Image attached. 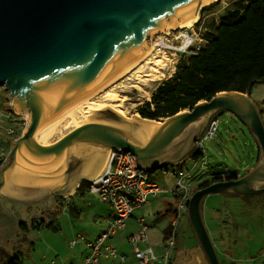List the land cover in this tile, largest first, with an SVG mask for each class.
<instances>
[{
	"label": "water",
	"instance_id": "water-1",
	"mask_svg": "<svg viewBox=\"0 0 264 264\" xmlns=\"http://www.w3.org/2000/svg\"><path fill=\"white\" fill-rule=\"evenodd\" d=\"M219 1L0 0V86L10 92L14 110L30 114L26 129L14 140L0 166V199L27 206L25 211L34 218L39 204L55 194L67 193L84 178L79 161L71 154L76 146L129 150L149 172L175 165L177 162L170 156L187 143L196 142V137H191L203 128L206 118L218 111L229 112L256 139L259 162L240 177L216 181L194 191L188 208L189 219L210 263L222 264L204 220L203 199L217 193H264V122L250 93L220 92L169 116L153 131L150 127L155 120L129 118L108 108L96 113L99 118L76 126L51 142L36 138L40 125L77 104L146 52L155 34L165 33L171 26V30L179 29L173 25L193 14L200 13L201 20L203 13ZM66 156V166L58 167L57 162ZM25 166L36 171L25 173L31 183L37 177L50 182L66 178L39 197L6 192L7 185L22 191L41 188L12 184L19 168Z\"/></svg>",
	"mask_w": 264,
	"mask_h": 264
},
{
	"label": "crops",
	"instance_id": "crops-1",
	"mask_svg": "<svg viewBox=\"0 0 264 264\" xmlns=\"http://www.w3.org/2000/svg\"><path fill=\"white\" fill-rule=\"evenodd\" d=\"M229 5L230 3L228 2L225 7ZM204 14L205 13H203L202 16L203 19L201 18L203 23L205 18L208 17ZM220 16L221 15H219V18ZM175 70L176 66L169 76H171ZM208 124H204L203 128L195 131L194 136L191 138L196 137L195 139L198 140L207 130L209 126ZM109 151L110 149L102 147H74L71 150V154L79 161L81 166L80 170L83 172L84 178L77 186H74L67 193L55 194L47 201L39 204L37 206L39 208L36 211L37 213L34 218H30L29 213L25 211L28 208L27 206L17 205L0 199V264H5L12 258H18L21 253L29 254V252L36 246V240H34L33 232L46 227L55 229L54 220L59 217L60 212L65 210L66 205L70 206L76 215L80 214L78 207L72 206L74 198L85 196L86 190L90 191V189L78 191V188L80 187L82 181L87 180L91 183V181L104 170ZM196 152V142H191L190 144L187 143L182 147V149L175 150V152L170 156L171 159L177 162V164L169 165H171V167L184 168V163H186L189 157H195ZM259 159L260 148L256 141V147H252L251 149V159L248 161L246 171L247 169H253L259 162ZM67 163L68 158L66 156L57 162V166H66ZM43 168L44 167H41L40 170H45ZM30 170L35 171V169L26 168V166L24 168H19V174L15 175L12 184L19 185L21 187L40 186V189L22 191V189H14L12 185H7L5 191L20 197H39L46 195L50 186L59 185L63 183L66 178L65 176L58 177L56 180L50 182L37 177L34 183H31L25 176L26 171L28 172ZM151 172L152 171L149 173ZM155 172H152L154 173L152 176L154 179L156 176ZM222 174L225 176L227 172ZM227 175L240 177L244 174L240 175L239 173L232 172ZM172 190L162 192L158 196L152 198L149 203L137 208L134 211L133 216L128 220L126 228L107 241L109 245L113 246L117 250L118 255L116 257L111 255L103 256L101 258L102 264H160L159 260L142 263L136 257L135 248L130 244L128 237L139 231L142 228L144 221L147 223L149 218L152 219L155 217L157 222L160 224L158 229L159 236L157 237L154 232H152L149 224L147 223L149 241L158 255L161 256L165 252L169 228L174 219L172 211L176 210L175 201H172L170 194H173L175 198H177V195ZM228 196H236L241 199L240 201L242 203L240 201L237 202L248 208L249 214L247 215V211L236 214L229 208L227 215L218 212L219 209H221V207L228 202ZM109 206L102 204L101 206H94L92 209L96 219L100 218L103 223V225L97 227L96 230L98 234L96 236L101 234L108 227V218L113 213V209ZM202 210L205 223L210 234L212 233L211 237L216 246L222 264H255L259 257L254 254L256 253V246L253 241H256L258 236H264V193L244 196L228 193H217L215 196L213 194L208 195L203 199ZM185 216H189L188 213ZM142 219H144V221H142ZM23 225L28 226L27 230H24ZM79 236L84 237L82 235ZM96 236L84 238L93 239ZM241 237L247 238L242 239ZM241 240L249 241V244L245 245L241 242ZM250 242H252V247L250 246ZM69 246L73 248V251L70 256H67L68 261L64 264H83L85 257L89 253V249L85 241L82 238H79L77 239L75 245H72L71 242ZM140 246L144 248L146 247V243L141 242ZM249 248L251 249V252H253V255L250 254L247 256L245 250ZM63 253L64 251L62 252V250L56 251V254L59 256H62ZM31 256L33 257L34 254L32 253ZM48 256L49 254L45 258H48ZM122 256H125L124 260L122 259ZM34 260H36L35 257ZM51 264H57V260H51ZM170 264H211L192 225L191 227L189 226L188 232H185L184 230L178 231L177 243L174 247V251L171 252Z\"/></svg>",
	"mask_w": 264,
	"mask_h": 264
},
{
	"label": "rangeland",
	"instance_id": "rangeland-1",
	"mask_svg": "<svg viewBox=\"0 0 264 264\" xmlns=\"http://www.w3.org/2000/svg\"><path fill=\"white\" fill-rule=\"evenodd\" d=\"M232 1L233 0H222L221 3L217 4L210 10L208 9L205 11L204 15L208 17L205 18L204 23L203 20H200L198 22V26L195 24L194 29L196 40L190 46V48L196 49L204 44L205 41L203 38V32L205 31L208 23H210L212 20L218 21L219 15H222L225 12V5L228 2L231 3ZM188 28L189 27L171 30L169 34L171 37L165 36L166 41H168L170 44L175 43L180 45L181 43L176 41L177 38H175L174 35L175 33ZM163 33L164 32H159L155 34L152 39V42L155 44V49L151 55V60L156 61L157 59H161L164 56L166 57L164 58V62H162V64L159 66L161 72L158 74V76H147L140 73V75L143 76L138 77V73H135V71L142 68L139 67L133 72L132 76L129 75L130 78L122 77L118 81L107 86L103 91L90 99V104H94V106L96 105L99 107V109H97V113L106 112L108 108H112L117 112V109L121 110L122 114L129 118L143 117L139 112V106L146 100L151 99V96L158 85L164 79L168 78L173 72L176 63L181 56V51L176 52L175 50L169 51L170 49H160L161 47L158 46V37ZM165 33L168 34L166 31ZM169 38L173 43L169 41ZM145 64L146 63L144 62L142 65ZM152 65L153 63L150 66ZM143 70L152 73L147 64L141 69V71ZM112 95H115V97H112ZM251 97L258 105L264 122V82H259L253 87L251 91ZM88 109L90 108L85 107L84 110L77 111L74 114V119L67 117L60 119L56 124H53L52 126L55 129L47 138H45V141L51 142L61 137L69 130L76 127L78 123L80 124L99 118L98 114L100 113H89ZM88 117H93V119L87 120ZM211 119H213V115H211L208 119L206 118L207 121L205 120V124L207 125L210 123ZM164 120L165 119H160L155 121L163 123ZM28 122L29 116L27 113L14 110L13 106H11L10 92L6 87L0 86V159L3 160L1 165L7 159L14 140L23 134ZM16 125H23L22 127L24 128L22 133L18 136V132L16 131L14 135H9L8 129L12 128L16 130ZM204 147V155L200 160L199 166L195 169L193 177L191 178L194 190L197 188L201 180L210 175H216L224 172H227V174H231L232 172L239 173L240 175L245 174L247 168L246 166L248 161L251 159V149L252 147H256V139L253 138L250 130L238 119V117L232 113L224 112L223 114L219 115V125L216 134L212 138L204 141ZM168 165L169 164L166 166ZM194 165L195 158L191 156L187 159L186 163H184L183 167L189 170L192 169ZM168 168H170V171L172 172L171 165H169ZM155 175V180L162 188H166L167 190H172L174 188L177 177H175L172 173L165 174L162 168H159L155 172ZM85 194V196L74 198V203L72 206L78 207L80 210L79 215H76L72 208L66 205L65 210L60 212L59 217L54 220L56 227L55 229L46 227L33 232L34 240H36V246L29 252V254H20V256L17 258L20 264H51V260H57V264H64L68 261L67 256H70L71 252L73 251V248L69 246L73 239L76 238L75 240L77 241V239L81 238L79 235L84 237H92L98 234L96 229L98 226L103 225V223L101 222L100 218L96 219L92 209L97 205L101 206L102 204H105L109 206L110 204L89 190H86ZM213 195L215 196L216 194ZM170 198L172 201H175L177 206L178 199L175 198L173 194H170ZM240 200L241 199L236 196H228V202L222 206L218 212L227 215L229 208L232 209L236 214L247 211L248 215L249 209L237 202ZM109 207L113 209L111 205ZM172 212L173 216L175 217L176 210ZM147 223L149 224L152 232H154V234L158 237V229L160 225L159 222H157L154 217L152 219L149 218ZM191 225L192 224L190 223L189 216H183L180 222L179 231L184 230L185 232H188L189 226L191 227ZM241 238L243 239L247 237ZM241 242L245 245L249 244V241L241 240ZM251 243L252 242H250V246ZM253 243L256 246V253L254 254L259 257L255 264H264V236H258L256 241H253ZM57 250H62V252L64 251L63 255H57ZM173 251L174 249L171 252ZM245 251L247 256L250 254L253 255V252H251L250 248L246 249ZM32 253L34 254L33 257L31 256ZM48 254V258H45ZM34 257L36 260H34Z\"/></svg>",
	"mask_w": 264,
	"mask_h": 264
},
{
	"label": "trees",
	"instance_id": "trees-1",
	"mask_svg": "<svg viewBox=\"0 0 264 264\" xmlns=\"http://www.w3.org/2000/svg\"><path fill=\"white\" fill-rule=\"evenodd\" d=\"M203 38L201 47L181 53L175 72L139 106L144 118L166 119L220 92L251 93L257 83L264 82V0H233L218 21L208 23ZM223 113L218 111L213 118ZM22 126L16 125L18 136ZM2 162L0 159V165ZM149 174L152 177L154 173ZM233 177L210 175L199 182L195 191ZM83 189H90V182L82 181L78 191ZM23 228L27 230L28 226ZM5 264L20 263L12 258Z\"/></svg>",
	"mask_w": 264,
	"mask_h": 264
},
{
	"label": "built area",
	"instance_id": "built-area-1",
	"mask_svg": "<svg viewBox=\"0 0 264 264\" xmlns=\"http://www.w3.org/2000/svg\"><path fill=\"white\" fill-rule=\"evenodd\" d=\"M169 34L164 33L159 35L158 46L161 47L160 49H170L169 51L175 50L176 52L181 51V53H184L189 50L196 40L194 27H189L175 33L174 37L177 38V42L181 43L180 45L173 43L170 38L169 41L173 44L168 43L165 36L171 37ZM218 125V117L211 119L207 130L196 141L197 152L194 157L195 165L192 169L172 167L171 172L168 167L162 168L164 173H172L177 176L175 187L172 190L178 198L176 215L169 228L165 252L161 256L155 252L150 244L148 225L144 219H142L144 221L142 228L128 237L130 244L135 248L136 257L142 263L159 260L160 264H170L171 251L177 243L180 222L183 216L188 213L189 202L194 192L191 178L204 155V141L216 134ZM15 132L16 130L12 128L8 129L9 135H14ZM90 191L109 203L114 211L108 218L107 229L101 234L93 239L81 237L89 249V253L85 257L83 264H102L101 258L105 255L116 257L118 255L117 250L109 245L107 241L126 228L128 220L133 216L137 208L149 203L152 198L168 190L162 188L150 176L149 172L141 167L137 156L133 152L123 148H110L106 166L91 181ZM141 242H145L146 247L142 248L140 246ZM75 244L76 240H73L72 245ZM122 259L124 260L125 256H122Z\"/></svg>",
	"mask_w": 264,
	"mask_h": 264
},
{
	"label": "bare ground",
	"instance_id": "bare-ground-1",
	"mask_svg": "<svg viewBox=\"0 0 264 264\" xmlns=\"http://www.w3.org/2000/svg\"><path fill=\"white\" fill-rule=\"evenodd\" d=\"M200 21V13L197 14H193L192 16H190L189 18L185 19L184 21H180L177 25H173L174 28H186V27H194L195 24ZM172 27V26H171ZM171 27H169L166 32L170 33L171 31ZM155 49V44L154 42H152L151 47L144 52L140 57H138L136 60H134L133 62H131L130 64H128L127 66H125L124 68H122L121 70H119L118 72H116L112 77H110L109 79H107L106 81H103L100 85H98L96 88H94L90 93H88L84 98H82L77 104L67 108L66 110H64L60 115H58L55 119L50 120L48 123H46L45 125H40V127L38 128L37 132H36V138L40 141V142H46L45 138H47L53 131H54V127L52 126L53 124H56L60 119L63 118H67V117H71L74 119V114L79 111V110H84L85 107H88L90 109H88L89 113H97V109H99L98 106H94V104H90V99L92 97H94L95 95H97L98 93H100L101 91H103L107 86L111 85L112 83L118 81L119 79H121L122 77H129V75H133V72L138 69L139 67H144L146 64L148 65L150 71H152V73L146 72L145 70L141 71L137 70L135 71V73H138L137 76L141 77L143 75H147V76H151V75H155L158 76V74L161 72L159 66L162 64V62H164V58H166L165 56L161 59H157L156 61H152L151 60V55L153 54V51ZM146 63L145 65H142L143 63ZM153 63L152 66H150ZM143 74V75H140ZM112 97H115V95H112ZM118 112L120 114H122V111L117 109ZM27 115L29 116V120H30V114L27 113ZM124 115V114H122ZM93 119V117L89 118L87 120ZM153 123V124H152ZM77 124V122H76ZM82 124V123H80ZM79 123L76 125H80ZM160 123L159 122H151V127H150V131H153L154 128L156 126H159Z\"/></svg>",
	"mask_w": 264,
	"mask_h": 264
}]
</instances>
